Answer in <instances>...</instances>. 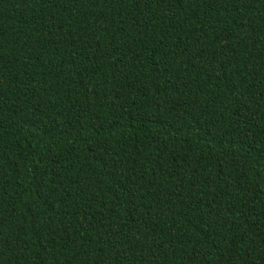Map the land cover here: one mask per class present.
I'll use <instances>...</instances> for the list:
<instances>
[{
  "label": "trees",
  "instance_id": "16d2710c",
  "mask_svg": "<svg viewBox=\"0 0 264 264\" xmlns=\"http://www.w3.org/2000/svg\"><path fill=\"white\" fill-rule=\"evenodd\" d=\"M0 264H264V0H0Z\"/></svg>",
  "mask_w": 264,
  "mask_h": 264
}]
</instances>
